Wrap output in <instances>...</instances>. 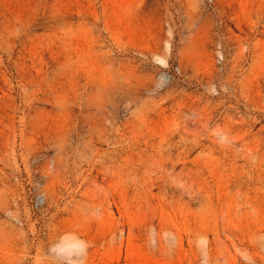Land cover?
Masks as SVG:
<instances>
[{
  "label": "rangeland",
  "instance_id": "374dc122",
  "mask_svg": "<svg viewBox=\"0 0 264 264\" xmlns=\"http://www.w3.org/2000/svg\"><path fill=\"white\" fill-rule=\"evenodd\" d=\"M0 264H264V0H0Z\"/></svg>",
  "mask_w": 264,
  "mask_h": 264
}]
</instances>
